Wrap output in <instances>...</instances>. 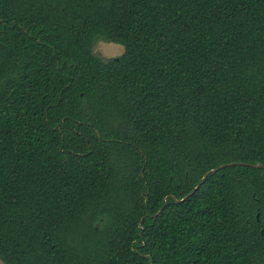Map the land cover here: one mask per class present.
<instances>
[{"label":"trees","instance_id":"1","mask_svg":"<svg viewBox=\"0 0 264 264\" xmlns=\"http://www.w3.org/2000/svg\"><path fill=\"white\" fill-rule=\"evenodd\" d=\"M236 162L264 165V0H0V264H264V169L175 201Z\"/></svg>","mask_w":264,"mask_h":264},{"label":"rangeland","instance_id":"2","mask_svg":"<svg viewBox=\"0 0 264 264\" xmlns=\"http://www.w3.org/2000/svg\"><path fill=\"white\" fill-rule=\"evenodd\" d=\"M93 52L101 58L109 60L123 55L124 47L111 42H107L99 37L95 41Z\"/></svg>","mask_w":264,"mask_h":264},{"label":"water","instance_id":"3","mask_svg":"<svg viewBox=\"0 0 264 264\" xmlns=\"http://www.w3.org/2000/svg\"><path fill=\"white\" fill-rule=\"evenodd\" d=\"M231 166H246V167H252V168H256V169H264V165H261V164H250V163H243V162H236V163H229L227 165H224V166H221L220 168L218 169H214V170H211L209 173H207L201 180L200 184L198 186H196V188L190 193L188 194L184 199H181V200H177L175 199V201L177 203H180V202H184L186 199H188L189 197H191L192 195H194L198 189L201 187V185L206 181L207 177L209 174L211 173H215L223 168H226V167H231ZM169 200V197H166V202H165V206L167 204ZM160 213V212H159ZM158 213V214H159ZM258 218H259V215H258ZM262 234H264V229L262 230Z\"/></svg>","mask_w":264,"mask_h":264}]
</instances>
